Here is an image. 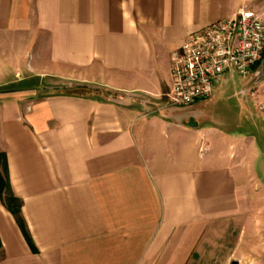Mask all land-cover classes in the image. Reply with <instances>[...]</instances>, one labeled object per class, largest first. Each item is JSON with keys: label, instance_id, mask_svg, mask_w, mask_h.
I'll list each match as a JSON object with an SVG mask.
<instances>
[{"label": "crops", "instance_id": "crops-1", "mask_svg": "<svg viewBox=\"0 0 264 264\" xmlns=\"http://www.w3.org/2000/svg\"><path fill=\"white\" fill-rule=\"evenodd\" d=\"M255 2L0 0V153L36 248L0 195V264H264V80L169 99L184 40Z\"/></svg>", "mask_w": 264, "mask_h": 264}, {"label": "built area", "instance_id": "built-area-1", "mask_svg": "<svg viewBox=\"0 0 264 264\" xmlns=\"http://www.w3.org/2000/svg\"><path fill=\"white\" fill-rule=\"evenodd\" d=\"M262 58L261 11L243 7L233 17L204 27L188 36L171 56V106L188 108L211 99L215 83L228 73L252 78Z\"/></svg>", "mask_w": 264, "mask_h": 264}, {"label": "rangeland", "instance_id": "rangeland-1", "mask_svg": "<svg viewBox=\"0 0 264 264\" xmlns=\"http://www.w3.org/2000/svg\"><path fill=\"white\" fill-rule=\"evenodd\" d=\"M254 9H256L257 11H261L262 14V18H264V0H256L255 4L252 6ZM227 75V74H226ZM48 81L46 82V87L51 88V89H47L46 92L48 94H55L56 93H64V92H70L72 94H88V95H99L102 97H110L113 96V94L106 92L102 89H98V88H93V87H87V86H67V87H62L59 86V84L55 83L54 79H47ZM226 81L227 83L224 86V90L225 93L227 94V96H231L232 94H234V91H238L240 90V88L242 87V85L248 83V81H250L251 83H253V76L250 79H244L242 77H240L238 74H236L235 72L233 73H228V75L226 76ZM249 82V83H250ZM116 95H114L115 97ZM226 98L227 97H223L221 99V101H219L220 103L224 104V107H229L232 110H235V112L238 113V105H239V99H234L231 102H226ZM242 120L241 122H243V124H245L242 127V131L243 132H248L249 133H254L256 129V123L257 120L255 117H253V119L250 117V115L245 116L244 113L242 114Z\"/></svg>", "mask_w": 264, "mask_h": 264}, {"label": "trees", "instance_id": "trees-1", "mask_svg": "<svg viewBox=\"0 0 264 264\" xmlns=\"http://www.w3.org/2000/svg\"><path fill=\"white\" fill-rule=\"evenodd\" d=\"M0 195L3 204L7 207L8 211L12 214L17 226L19 227L27 245L32 252H36V248L29 235L27 226L21 216V201L13 196L9 183V171L6 155L0 153ZM1 247V244H0Z\"/></svg>", "mask_w": 264, "mask_h": 264}, {"label": "water", "instance_id": "water-1", "mask_svg": "<svg viewBox=\"0 0 264 264\" xmlns=\"http://www.w3.org/2000/svg\"><path fill=\"white\" fill-rule=\"evenodd\" d=\"M264 80V58H262L261 62L259 63L257 69L253 74V84L256 85Z\"/></svg>", "mask_w": 264, "mask_h": 264}]
</instances>
